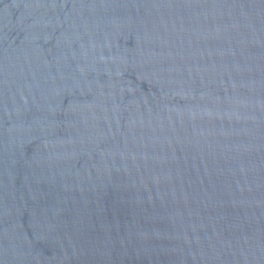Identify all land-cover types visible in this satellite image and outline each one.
<instances>
[{
    "label": "water",
    "instance_id": "1",
    "mask_svg": "<svg viewBox=\"0 0 264 264\" xmlns=\"http://www.w3.org/2000/svg\"><path fill=\"white\" fill-rule=\"evenodd\" d=\"M0 264H264V0H0Z\"/></svg>",
    "mask_w": 264,
    "mask_h": 264
}]
</instances>
